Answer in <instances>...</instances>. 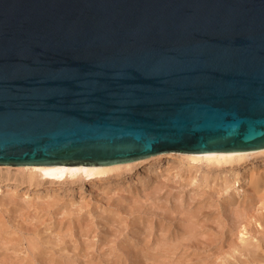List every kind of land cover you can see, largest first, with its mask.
I'll list each match as a JSON object with an SVG mask.
<instances>
[{
	"label": "water",
	"instance_id": "1",
	"mask_svg": "<svg viewBox=\"0 0 264 264\" xmlns=\"http://www.w3.org/2000/svg\"><path fill=\"white\" fill-rule=\"evenodd\" d=\"M264 148V0H0V165Z\"/></svg>",
	"mask_w": 264,
	"mask_h": 264
},
{
	"label": "rangeland",
	"instance_id": "2",
	"mask_svg": "<svg viewBox=\"0 0 264 264\" xmlns=\"http://www.w3.org/2000/svg\"><path fill=\"white\" fill-rule=\"evenodd\" d=\"M263 160L264 155L255 162L260 171H264ZM168 162L163 160L158 167H153L158 168L156 178L147 176L148 165H145L128 180L120 182V187L112 182L104 190L93 182H87L81 190L75 184L47 194L43 187L28 189L24 185H0V220L3 221L0 232L11 235L9 232L12 231L15 242L11 245L12 242L0 238V264H58L62 261L69 264H133L130 244L143 246V236L148 231L155 236L157 223L169 227L171 233L179 232V218L187 213L192 199L207 200L210 204L209 211L215 218L206 221L205 229L211 233H202L186 245V241L177 236L181 243H176V238L174 243L177 257L181 255L180 261L177 263L174 259L166 264H189L183 261L193 252L197 254L196 264H244L248 251L264 254L261 226L255 224L256 233L249 235L245 230L241 234V227L232 225L234 212L241 207L237 208V204L242 201V189L249 188L244 176L249 165L208 169L205 163ZM207 171L210 178L217 177L209 179L206 185L203 176ZM193 177L195 179L191 181ZM234 179H237L235 184ZM261 189L257 195L264 191ZM21 219L25 221L19 225ZM56 230H59V236ZM164 233L168 234L167 231ZM167 238L172 241L168 235ZM29 239L40 241L38 246L49 254H42L46 262L39 257L33 258L28 248ZM221 240H225L223 245ZM242 240L249 243L248 247ZM245 246L246 252L241 249ZM34 251L36 256L37 250ZM46 257H52L55 263L47 261Z\"/></svg>",
	"mask_w": 264,
	"mask_h": 264
},
{
	"label": "bare ground",
	"instance_id": "3",
	"mask_svg": "<svg viewBox=\"0 0 264 264\" xmlns=\"http://www.w3.org/2000/svg\"><path fill=\"white\" fill-rule=\"evenodd\" d=\"M263 155L264 148L257 150L226 151L212 153H181L169 151L132 161L107 165H0V185H14V187L24 185L28 187V189H37L43 187L46 190L45 194H47L48 192L56 193L62 190L64 187L69 188L75 184L79 185L81 190L82 186L85 185L87 182H93L96 187H100L101 190H104L108 188V186H110L109 184H111L112 182H114V186L120 187V182L128 180L133 173H135L137 170H139L140 167L145 165H148L147 176L150 177L154 175V177L156 178V176H158L156 175V171L158 168L153 169V167H158L163 160L169 161L168 163H171L174 160H178L180 163L186 162L188 165L205 163L208 169H224L226 166L228 167V169H232L234 167H245L249 165L247 167V172H244V176L247 180V183H249V188L244 190L242 189L244 195L242 197V201L237 204V208H239V205H241V207L238 210H235V220L232 225L234 227L240 226L241 230L239 232L243 234V231L245 230L249 235H253L254 233H256L257 228H254V226L255 224L257 226L259 225V227H262V230H260L259 232H261V236H263L264 171H260L259 169H257L255 164L257 158ZM209 176V171H207V173H205L203 176V181L206 185L210 182V180H213L217 177L216 176L214 178H210ZM194 179L195 177L191 178L190 180L193 181ZM223 181L227 183L225 178L223 179ZM236 181L237 179H234L233 184H235ZM228 187H230V185H228ZM260 188H262L261 191L263 192L257 195ZM46 197H48V195H46ZM10 199H12V197ZM10 199L8 200L11 201ZM209 207L210 204L207 200L195 201L194 199H192V201L189 203V207L187 208V213L179 218L180 226L177 227L179 229V232L171 233L169 227H165L163 226V224L157 223L156 231L159 230V233L156 234L155 231L154 236L152 231L146 232V234L143 236V240L145 241L143 246L134 245L132 243L130 244L131 254L134 259L133 264H166L168 263L167 261L174 259L175 262L179 263L181 255L177 257V248L176 244L174 243L175 238L176 243H181L177 240V236H179L180 240L186 241V245L192 239L197 240L202 233L210 235L211 232H207L208 229H205L207 228L206 221L214 219L215 217L211 216L212 214L209 211ZM24 221L25 219H21L19 225H22ZM2 226L3 221L0 220L1 230H3L1 228ZM149 227L152 228L151 225H149ZM164 230L167 231L168 234H165ZM58 231L56 232V235L59 236L60 232ZM9 233H11V235L0 232V238L4 237L5 239H7L8 242H12L11 245H13L15 243L12 240L14 239L13 233L12 231ZM167 235L170 239H172V241L168 240ZM42 236H40V238H42ZM150 236H152V238H150ZM242 241L243 243H245L244 240ZM38 242L40 243V241H38L37 239H29L28 248L32 252L34 256L33 258L36 259L37 257H39L41 260L42 254L45 255L46 252L40 246H38ZM224 242L225 240L222 241V245L224 244ZM41 243H43V241H41ZM246 243L248 247L249 243ZM246 243L244 245H246ZM259 245L257 246L258 248L260 247ZM150 246L153 247L150 248ZM229 246H232V244L229 243ZM247 247L244 249L242 247L241 249L243 251H247ZM259 249L263 250V247ZM34 250H37L36 256V252ZM47 255L49 256V254L46 253V256ZM186 256H188V258L185 257L183 262H189V264L197 263L198 258L196 257V252L189 253ZM46 258L49 262L54 261L52 257ZM43 259L42 261L46 262ZM53 263H55V261ZM250 263L264 264V254H259L258 252H256V250L255 252L251 250L248 251L247 261H245L244 264ZM58 264L69 263H65L62 261Z\"/></svg>",
	"mask_w": 264,
	"mask_h": 264
}]
</instances>
